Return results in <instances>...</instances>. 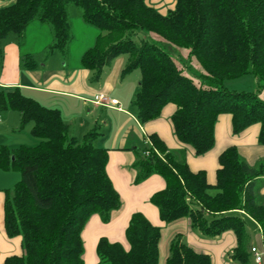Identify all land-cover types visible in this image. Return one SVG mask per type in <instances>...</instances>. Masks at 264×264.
<instances>
[{"label":"trees","instance_id":"16d2710c","mask_svg":"<svg viewBox=\"0 0 264 264\" xmlns=\"http://www.w3.org/2000/svg\"><path fill=\"white\" fill-rule=\"evenodd\" d=\"M70 5L79 7L84 21L99 31L95 44L81 56L82 67L94 72V80L121 55L127 57L121 75L139 69L133 104L141 122L175 104L171 121L176 137L201 154L214 145L217 118L227 113L234 133L258 124V143L264 145V99L258 91L230 90L224 84L251 74L264 86V0H176L165 14L146 0H15L0 8V65L5 38L14 33L21 43L35 19L48 23L53 31L46 55L55 51L65 55L72 40ZM139 31L189 49L204 70L200 83L185 75L166 49L146 37L136 38ZM22 65L32 69L38 63L27 53ZM7 110L19 112L20 128L32 122V135L39 140L12 149L0 147V168L20 171L14 186L3 190V217L7 235L20 236L22 244V254L6 256L2 264H84V225L92 214L107 222L120 206L119 193L106 171L108 150L94 144L99 127L79 140L70 134L59 109L40 104L18 87L0 90V111ZM148 138L152 145L138 151L133 164L135 181L153 173L164 178L165 187L150 196L160 218L169 223L188 217L206 237L232 230L237 244L231 258L254 264L250 234L237 211L256 221L264 242V203L256 197L264 161L250 165L230 145L219 154L215 183H209L204 170H191L156 133ZM160 235L159 226L134 212L125 229L129 248L101 237L96 264H158ZM166 264L213 263L209 254L194 250L176 235Z\"/></svg>","mask_w":264,"mask_h":264},{"label":"crops","instance_id":"0c3cea01","mask_svg":"<svg viewBox=\"0 0 264 264\" xmlns=\"http://www.w3.org/2000/svg\"><path fill=\"white\" fill-rule=\"evenodd\" d=\"M146 1L164 14L173 9L176 3V0ZM14 2L15 0H0V8ZM78 25L88 34L89 42L80 51L74 65L69 63L71 55L69 51L65 59L59 52L42 55L46 46L52 43L51 39L53 40V31L49 24L32 20L25 29L23 47L16 35L10 33L2 45L0 90L18 87L24 95L40 104L59 109L62 119L69 125L70 134L79 140L93 127H99L100 134L94 140V144L108 150L106 171L119 193L120 206L111 211L107 222H103L98 214H92L84 225L81 233L84 264H96L99 261L96 245L101 237H106L110 242H120L125 249L129 248L125 229L134 212L143 213L153 225L160 227L159 255H162L165 263L170 242L176 235H182L184 241L194 250L209 254L213 264H239L231 258L237 244L236 235L232 230L224 231L217 237H206L191 226L188 217L169 223L164 222L159 216L158 208L150 202V196L165 187L164 178L153 173L141 182H136L137 172L133 164L137 152L147 149L142 146L145 143L150 146L148 136L156 133L169 150L185 149L187 151L185 160L190 169L204 170L208 182L215 183L216 169L219 166L218 156L226 147L235 145L250 165H255L264 158V145L258 143L259 125L253 124L239 133H234L231 115L220 114L214 127V145L208 151L196 154L190 145L181 143L175 135L171 121V115L176 109L175 104L166 105L158 117L149 121L141 122L137 118L133 98L139 89L140 79L137 74L129 76L132 71L121 75L127 62L126 56H118L109 65L104 66L108 71L103 79L92 78L91 71L82 67L81 56L95 44L99 31L84 21L82 13L77 21ZM29 28L34 33L31 40H39L43 35L48 37L39 51L34 50V47L29 45L30 42L28 43L26 31ZM72 42L73 36L68 47ZM27 53L35 57L38 63L35 68L27 69L22 65L23 56ZM101 93L116 98L119 107L95 104L93 102L95 96ZM2 123L3 119L0 118V124ZM260 194L264 195V176L256 189V197ZM0 204V264H2L6 256L22 254V244L20 236L7 235L4 228L3 196ZM237 214L244 219L250 234L249 248L254 246L263 251V235L259 225L243 211H237ZM254 264H264V256L261 262Z\"/></svg>","mask_w":264,"mask_h":264},{"label":"rangeland","instance_id":"374dc122","mask_svg":"<svg viewBox=\"0 0 264 264\" xmlns=\"http://www.w3.org/2000/svg\"><path fill=\"white\" fill-rule=\"evenodd\" d=\"M68 17L71 27V33L73 36L72 45L70 47H67V52L65 55H63L60 51H55V52H59L62 58L65 59L69 51V53L71 54L69 57V63L70 65H74L76 64L80 51L84 49V45L87 42H89L88 41L89 39H88V34H86L82 30L81 26L79 25L77 26V21L78 19L81 18V9L75 5H70ZM35 20L38 21L37 19ZM45 23L46 22H44V24ZM33 36L34 33L31 32V29L30 28L27 29L26 38L28 40V43L30 42L29 45H32L34 47V50L39 51L46 43L48 37L46 35H43L40 36L39 40H34V39L31 40ZM138 37H146L149 41L154 42L159 46L163 47L164 49H166L167 52L171 55V57L175 61V63L182 69L183 73L193 78L195 83L198 84L200 83L202 79L201 75L202 73H204V70L201 67L200 63L197 61V59L195 57L190 56L189 49L184 47L173 46L168 42H166L161 36L152 32L144 34L142 33V31H139L136 38ZM24 40L25 37H23L20 43L22 47L25 45ZM53 40L51 39L52 42ZM48 48L49 47L46 46V48L44 49V53L42 54L43 56H46ZM107 71L108 68L103 69L101 78L105 76ZM91 73L93 78L94 72L91 71ZM134 74H137L140 79L139 69L133 70L129 74V76H132ZM224 83L226 87L230 90L258 91L259 96L262 99H264V86L261 87L258 85V78L255 77L254 75L247 74L239 78L228 79ZM0 118L3 119V123L0 124V147L5 146L9 149H12L20 145H34L37 143L36 141L39 140L37 137L32 135L31 132L32 122H28L25 126L20 128V114L18 111L16 110L0 111ZM142 147L149 148L150 146L148 143H145ZM172 152L177 157V159H186L187 157V151L183 148H172ZM240 155L244 160H246V158L242 154ZM260 160L264 161V158H261ZM19 179H20V171L18 169L11 168L8 170H4L0 168V201L3 196V190L6 188H12ZM257 197L260 202H264V195L260 194ZM158 264H166L165 259L162 258V255L161 256L159 255Z\"/></svg>","mask_w":264,"mask_h":264},{"label":"built area","instance_id":"2783aa9c","mask_svg":"<svg viewBox=\"0 0 264 264\" xmlns=\"http://www.w3.org/2000/svg\"><path fill=\"white\" fill-rule=\"evenodd\" d=\"M93 102L95 104H102V105L110 106V107H117V108L119 107V101L116 98L110 97V96L103 94V93L96 95ZM149 142H150V140H149ZM151 145H152V143L150 142V146ZM153 151L158 156L162 157L160 152L155 147H153ZM144 154L149 155V150H145ZM250 252H251L254 263L261 262L262 257L264 256V250L261 251V250L257 249L256 247L252 246L250 248Z\"/></svg>","mask_w":264,"mask_h":264}]
</instances>
